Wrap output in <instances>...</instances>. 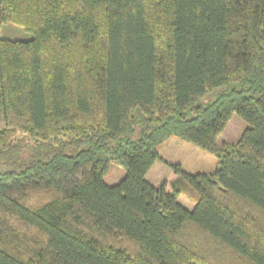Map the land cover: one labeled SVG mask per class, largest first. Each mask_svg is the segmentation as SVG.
Instances as JSON below:
<instances>
[{
	"label": "trees",
	"instance_id": "obj_1",
	"mask_svg": "<svg viewBox=\"0 0 264 264\" xmlns=\"http://www.w3.org/2000/svg\"><path fill=\"white\" fill-rule=\"evenodd\" d=\"M5 22L32 38L0 37V264H264V0H0ZM172 136L214 170L164 160Z\"/></svg>",
	"mask_w": 264,
	"mask_h": 264
},
{
	"label": "rangeland",
	"instance_id": "obj_2",
	"mask_svg": "<svg viewBox=\"0 0 264 264\" xmlns=\"http://www.w3.org/2000/svg\"><path fill=\"white\" fill-rule=\"evenodd\" d=\"M0 37L12 40H28L32 38V33L20 25L14 24L12 22H5L0 24ZM224 87L225 86H217L213 88L212 91H209L200 99V102L206 103L210 101L215 96V94ZM3 124V115L0 110V127H2ZM245 125V122L236 113H233L224 130L219 135L216 144L220 145L223 141L235 143ZM138 136L139 127L136 126L132 135V139H136ZM16 138L22 145L20 152L21 156L24 157L28 148V144L31 141L27 137L21 135H17ZM171 139H175L177 142H169V144H165L167 146H161L166 142L158 145V151L161 152L162 156H167L168 158H178V160L182 162V168L187 172H211L214 170L216 159L213 155L198 148L190 142L179 139L178 137L172 136ZM170 143H175V145ZM68 153L73 154V151L68 150ZM155 165H162V167H164L167 171L169 170V167L164 160L157 159ZM154 167L156 168L157 166ZM4 170L5 167L0 164V173ZM125 173L126 171L122 166L110 161L107 171L103 175V180L107 184H115L125 176ZM166 173L167 172L163 173L161 177L156 179V175H153L151 172V174L148 176V180H154L155 185H158ZM191 190L192 189L188 187L178 196V201L188 209H191L194 206L193 200L190 197Z\"/></svg>",
	"mask_w": 264,
	"mask_h": 264
},
{
	"label": "crops",
	"instance_id": "obj_3",
	"mask_svg": "<svg viewBox=\"0 0 264 264\" xmlns=\"http://www.w3.org/2000/svg\"><path fill=\"white\" fill-rule=\"evenodd\" d=\"M170 140H172V141H170ZM164 142H166V143H164L161 146H167L165 144H169V142H177V141H175V139H171V137H169ZM170 144H174L175 145V143H170ZM159 154L166 161H169V162H177V163H180L182 165V162L180 160H178V158H168L167 156H162L161 152H159ZM155 164H156V161H154V163L151 165V167L147 171V173H146V179L147 180H148V176H149V174H151V172H152L153 175H156V179H158L159 177H161V175H163V173L168 172L164 167H162V165L160 166V165H155ZM154 166H157V167L155 168ZM153 168H155V169H153ZM148 181L151 182L152 184H155L154 180H148Z\"/></svg>",
	"mask_w": 264,
	"mask_h": 264
}]
</instances>
